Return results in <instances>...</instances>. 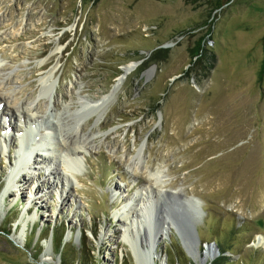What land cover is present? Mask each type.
Instances as JSON below:
<instances>
[{
    "label": "rangeland",
    "instance_id": "1",
    "mask_svg": "<svg viewBox=\"0 0 264 264\" xmlns=\"http://www.w3.org/2000/svg\"><path fill=\"white\" fill-rule=\"evenodd\" d=\"M221 1L0 0V108L33 102L37 116L16 111L9 128L0 117V264H264V0ZM200 37L207 50L196 59ZM54 65L50 100L39 80ZM129 65L102 118L81 117L80 130L79 101L112 91ZM50 134H76L75 168L57 152L33 162L44 153L36 139L58 147ZM152 188L199 199L194 215L168 209L181 228L196 226V257L175 226L157 240L155 263L150 248L134 251L144 233L128 235L125 222ZM148 223L144 237L158 227ZM49 224L65 230L69 254L42 239Z\"/></svg>",
    "mask_w": 264,
    "mask_h": 264
},
{
    "label": "bare ground",
    "instance_id": "2",
    "mask_svg": "<svg viewBox=\"0 0 264 264\" xmlns=\"http://www.w3.org/2000/svg\"><path fill=\"white\" fill-rule=\"evenodd\" d=\"M132 66L133 65H129V66L124 67V70L120 74V76H118L117 81H116V85H114L112 91H109L108 93L104 94L103 96H101L98 99L84 98V99L79 101L80 106L76 107L75 111L73 112V115H75V119H76V123H77L76 126L79 124L78 120L81 117L86 116V115L88 116V115H93L96 113L98 119L102 118V116L104 115L106 108L109 104V98L112 96V94L115 93L116 89L118 88V85L120 84V82H122V80L125 77V74L128 73V71L132 68ZM55 69H56V66L54 65L39 80V83H40L39 95H46L47 94V96L49 97L50 100L53 98V93L55 92V86H56V82L51 80V76H52ZM2 70H4V68L0 67V72ZM1 75H3V74H1ZM4 75L7 78V75L5 73H4ZM4 77L2 78V80H0V86H2V85L4 86V84H3ZM0 98L5 100L6 97L4 95L0 94ZM1 104L5 105V103L2 100H0V105ZM11 106L14 107L15 111H13V109H12V112L10 114L8 113V111L6 110L5 107L0 108V117L1 118L6 117V123H7L8 128L11 126L13 127V124L11 123L10 119L12 116H16V114H17V113H15L16 111L19 112V114H17V115L21 116L22 117L21 119L24 122H25V120H31V119L33 120L34 117H37V116H35V114L33 112L35 109L33 102H29L26 105H24L25 106L24 109L21 108V110H19V108L14 105V101H13V104H11ZM52 107L55 108V102L52 103ZM66 112L67 111L65 109L64 113H66ZM64 113H62L61 116H63ZM71 114H72V112H71ZM69 115L70 114L68 112V114L66 115L65 118L67 119ZM53 117H55V116H53ZM57 122H58V119H57ZM79 126H80L79 127L80 130H82V125L79 124ZM53 129H54V127H53ZM54 133H55V131H54ZM6 136H8V135H6ZM47 138H51L52 143H53V140H57V142L59 144L58 147H56L55 146L56 144H55V145H53V148L51 147L52 149H49V147L46 146L44 143L45 140H42V139L37 140L36 139L35 142L38 144V146L37 145H35V146L38 147V150H43L44 153L39 151V153L36 154V156H33V159H34L33 162L38 163L37 160H38L39 156L37 157V155L42 156V154H44V156H42V159L44 160V162H49L52 160L51 153L57 152V153H61V154L63 153L64 154L63 159L65 161V165H66L68 170L75 168L77 166V163H78L77 157L82 152L80 147H78V145L76 144V143L80 142L79 139L78 140L76 139V134L74 136L66 135V137L63 136L61 139L58 138L56 134H50V136L49 137L47 136ZM27 142H28V140L26 141V143ZM81 142H82L81 144H85V142L87 144V139L84 138ZM33 144H35V143L33 142ZM27 146H30V144L28 143ZM35 146H34V148H35ZM15 169L16 168H14V171H15ZM14 171L10 172V173H11L12 177L16 178L18 172L14 173ZM60 173L61 172L56 171L55 168H51L50 172H49V174L54 175V178L55 177L59 178ZM65 175H66V173H65ZM159 182L160 181H158V183ZM46 183H49L48 179H46ZM163 185H165V184H163ZM114 191H115V189H114ZM182 191H183V189H180V188L176 189V190H174V189L163 190L161 188L159 190H157V189L152 188L149 190V192L152 193V195L154 196V199H151L150 202H149V200H147L148 196H146V195L144 196L143 194H141V198L137 199L138 204L133 208V210L131 211V213L128 217V219H129L128 223L125 222L126 233H128V235H129V233L131 232V229L129 231L128 228L130 226H132L135 229V235L140 236L141 232L143 231L142 233H144V236H145V232H146L145 225L148 223V221H146L145 219L148 216L147 214H152L153 208L156 207L155 205H160L159 206L160 209L158 210V212H155L156 216H153V217L150 216V218H149L150 223H148V225H151V224L153 225V223H154L155 225L158 224V227L156 228V230L154 232H149L146 237L143 236L142 240L140 241V244L137 247H134L135 248L134 251L141 254L142 251L145 252V251H147V248H150L151 253H152V258H151L152 261L154 262L155 259L158 258V255H157L156 250H155V246L158 244L157 240L159 238H161V236L163 235L162 232H163L164 228L169 230L170 228H172V226H175V220L171 219L169 214H168V212H169L168 209L171 207V205L173 203L176 202V206L181 205L182 209L190 210L192 215L197 214V210L195 209V204L199 202V199L194 198V197H192V198L184 197L182 194ZM154 192H156V194H154ZM22 193H24V192L21 191L20 195H22ZM118 193H120V192H118ZM60 198H61V195H60ZM121 198L125 199V196H122ZM170 198H173L172 201H170ZM61 200H64V197H62ZM177 201H179V202L177 203ZM149 204L152 206L151 211L149 210V206H150ZM155 217H157V219ZM187 222H189V220ZM192 223L193 222L190 221L187 225L190 226ZM22 233H21V235H22ZM152 246H154V248H152ZM210 250H211V248H210ZM194 251H195V248L193 249V247L186 245V252L188 253L189 256L196 257V253ZM206 254L207 255L204 257V259L210 255L208 252ZM142 255L144 256V254H142ZM145 261L146 260H144V261L142 260V262H139V264H146ZM152 261H150V262H152Z\"/></svg>",
    "mask_w": 264,
    "mask_h": 264
},
{
    "label": "trees",
    "instance_id": "3",
    "mask_svg": "<svg viewBox=\"0 0 264 264\" xmlns=\"http://www.w3.org/2000/svg\"><path fill=\"white\" fill-rule=\"evenodd\" d=\"M192 2H194L195 0H191ZM230 0H222L219 4V7L223 6L226 3H229ZM211 2V1H209ZM209 17L211 18L212 16L209 14ZM209 18V19H210ZM212 20L208 21V23H205L204 25L206 26V31L207 34L210 33L211 31V26H212ZM206 48L203 47V43H202V37L198 38V40L196 41L195 45L192 46L190 48V53L192 55V57H196V59H200L202 55L206 54ZM58 227V226H57ZM54 225H48L43 233L42 239H47L50 235H51V240H52V248L55 250V252L57 254H60L65 252L66 254H69V248L65 246V243L63 242V236H64V231L63 229H61L59 232L57 231V228ZM31 233L34 235L35 231H36V227L35 226H31ZM58 232V233H57ZM40 240V239H39ZM28 248V246H27ZM220 251L221 253L225 252V249H223L222 247H220ZM40 253V251H38V254L36 256H38ZM86 251H84V248L81 249L78 254L76 255V257H74V259H77L78 257V261H80V259L85 258L86 257ZM36 256H34L33 258L36 259ZM76 261V260H75ZM178 262V260H175V264ZM114 264H127L124 260H120L119 263L115 262ZM214 264V263H211Z\"/></svg>",
    "mask_w": 264,
    "mask_h": 264
},
{
    "label": "water",
    "instance_id": "4",
    "mask_svg": "<svg viewBox=\"0 0 264 264\" xmlns=\"http://www.w3.org/2000/svg\"><path fill=\"white\" fill-rule=\"evenodd\" d=\"M165 46V45H164ZM175 230L180 238L183 249L186 251V245L195 246L198 241V232L194 223L184 229L175 221Z\"/></svg>",
    "mask_w": 264,
    "mask_h": 264
}]
</instances>
